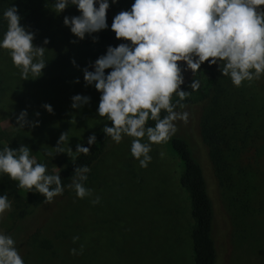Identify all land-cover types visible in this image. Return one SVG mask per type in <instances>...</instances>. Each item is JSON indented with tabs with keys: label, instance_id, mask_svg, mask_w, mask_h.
<instances>
[{
	"label": "rangeland",
	"instance_id": "1",
	"mask_svg": "<svg viewBox=\"0 0 264 264\" xmlns=\"http://www.w3.org/2000/svg\"><path fill=\"white\" fill-rule=\"evenodd\" d=\"M118 1L119 12L130 10L133 3ZM79 14L70 5L60 14L53 12L41 29L33 32V43L46 48L47 65L39 78L22 80L8 50L0 49V131L18 133L29 143L32 156L38 159L46 151L54 155L59 166L71 159L66 153L56 154L54 147L62 133H67L62 146L75 152L77 144L83 145L93 133L97 136L108 122L98 116L101 94L94 86H86L83 69L93 70L91 65L109 45L120 44L111 25L86 34L82 40L75 37L63 20ZM46 38L49 43L44 45ZM222 87L223 112L232 118L237 131L229 147H236L238 154L230 161L245 167L246 179L232 190L223 189L217 182L199 127L208 101L178 108L189 114L188 121H175L177 132L173 136L187 140L206 178L215 207L218 263L264 264V142L251 131L264 125V75L240 87L226 76ZM76 94L90 97V102L73 109L71 97ZM44 104H50L53 112L49 113ZM22 110L27 111L29 122L38 120L39 124L17 127ZM132 139L124 136L119 144L109 140L106 152L93 167L92 180L85 184L92 189L91 197L79 199L67 189L40 207L30 227L39 228L54 245L50 250L24 245L17 236L14 240L25 264H194L190 201L180 183L182 160L173 153L168 140L151 146L152 160L142 168L131 154ZM253 145H258L262 154H252ZM2 184L0 174V195L5 194ZM96 196L100 202L92 204ZM10 213L0 221V230L5 233L12 225ZM73 236L80 237L75 244ZM81 244L82 254H70L72 248L79 251Z\"/></svg>",
	"mask_w": 264,
	"mask_h": 264
},
{
	"label": "clouds",
	"instance_id": "2",
	"mask_svg": "<svg viewBox=\"0 0 264 264\" xmlns=\"http://www.w3.org/2000/svg\"><path fill=\"white\" fill-rule=\"evenodd\" d=\"M117 2L111 0L112 4ZM70 5L76 6L80 14L65 16L63 23L75 37L82 40L86 34L109 27V0H53L51 10L60 14ZM2 16L7 30L0 38V49L8 50L22 80L39 78L47 65L46 48L33 43L35 34L21 25L15 5L4 10ZM111 30L118 40L127 42L109 45L105 54L91 65L93 70L83 69L84 81L101 94L96 111L99 117L111 122L102 131L116 144L124 136L132 137L130 151L142 168L152 160L151 146L166 143L177 132L174 122L188 121L186 111L176 110L185 108L181 101L190 94L181 88L185 83L184 71L191 70L195 75L205 62L219 65L222 75L228 76L236 87L264 75V0H133L130 10L113 17ZM96 39L93 37L94 42ZM43 43L47 45L48 39ZM72 63L76 66L75 60ZM189 87L198 90L199 80L194 79ZM173 94L179 97L175 102ZM71 101V107L78 109L88 104L90 97L76 94ZM43 107L53 112L50 104ZM162 111L166 113L163 117ZM27 115L26 110L20 112L17 127L39 124L38 120L29 122ZM149 120L155 121L154 126H146ZM66 136L67 133L60 135L54 147L56 154L66 153L73 163L74 153L88 155L90 148L82 144L76 145L75 152L71 147L65 149L62 145ZM95 143L93 133L87 144ZM90 171L88 165L76 167L71 183L64 185L60 174L49 173L47 166L30 154L27 145L0 149V174L17 181L20 189L43 195L44 203H51L65 188L73 190L79 199L91 197L92 189L85 187ZM99 202V196L91 200L92 204ZM11 208L8 194L0 195V221ZM79 239L73 236V243ZM83 249L81 244L79 251L72 248L70 254H82ZM0 264H25L16 241L2 230Z\"/></svg>",
	"mask_w": 264,
	"mask_h": 264
},
{
	"label": "trees",
	"instance_id": "3",
	"mask_svg": "<svg viewBox=\"0 0 264 264\" xmlns=\"http://www.w3.org/2000/svg\"><path fill=\"white\" fill-rule=\"evenodd\" d=\"M109 2L107 23L111 25L113 17L119 12L120 4L119 1L115 4H112L111 0ZM11 5L17 7L18 14L21 16V25L31 32L41 29L43 22L54 12L51 10L53 0H0V38L3 37L4 32L7 30V22L3 19L2 14ZM73 7L76 8V6ZM118 41L120 43L127 42L122 39ZM183 75L185 83L181 85V88L190 94L181 103L189 106L196 103L209 102L200 117V135L208 147V155L217 182L223 189L232 190L237 187L238 182L243 181L244 178L246 179L245 172L248 171L242 165L240 167V164L230 161V158L238 154V150L236 147H229L231 139L237 136V131L233 127L232 118L223 112L225 111V102L221 99V94L224 93L222 84L226 76H223L220 72L219 65H209L208 62L202 64L195 75H193L191 70H188L187 73L184 71ZM194 79L200 82V87L196 91H192L189 87ZM178 99L179 97L173 94V102ZM164 115L166 113L162 111L161 117ZM106 124L111 126L110 121ZM154 124L155 121L149 120L146 126H154ZM229 125L230 130H227ZM261 126L262 128L259 127L251 131L257 132L264 142V125L262 124ZM250 138H252L250 142H253V135H250ZM110 139L101 130L96 136L95 144L88 145L87 141L83 144V146L90 148L88 155L76 154L74 163L69 159L59 166L56 164L58 162L54 155L46 151L41 153V157L36 160L38 163L45 164L49 173L53 171L59 173L64 185L71 183V176L74 174L76 167L88 165L91 171L88 173V179L85 182L87 184L92 180L94 175L93 167L106 152ZM0 144L3 147L9 146L13 149H18L21 144L29 146V143L25 142L18 133L7 130L0 131ZM169 144L173 153L182 160L183 164L180 183L186 190L190 201L193 219L191 237L194 264H219V254L215 240V207L208 191L202 167L194 157L187 140L179 136H172L169 139ZM253 146L255 148L252 154H262V150L258 148V145ZM1 175L3 179L2 189L11 196L12 201L10 213L12 225L6 234L11 235L13 239L17 236L21 237L24 245L36 246L47 250L52 249L54 245L52 239L42 236L39 228L33 229L30 227V220L40 207L45 204L43 202L44 196L36 192H28L27 189L14 188L13 186L17 185L18 182L10 180L7 174ZM67 189L65 188L64 192Z\"/></svg>",
	"mask_w": 264,
	"mask_h": 264
}]
</instances>
